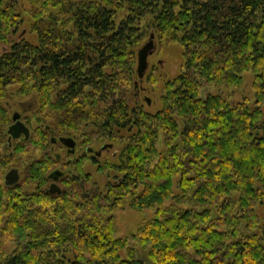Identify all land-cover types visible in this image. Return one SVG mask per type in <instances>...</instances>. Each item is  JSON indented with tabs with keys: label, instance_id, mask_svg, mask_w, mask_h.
<instances>
[{
	"label": "trees",
	"instance_id": "trees-1",
	"mask_svg": "<svg viewBox=\"0 0 264 264\" xmlns=\"http://www.w3.org/2000/svg\"><path fill=\"white\" fill-rule=\"evenodd\" d=\"M31 2L37 42L11 43L19 15L0 0V172L63 137L90 155L96 141L122 148L116 162L92 159L118 174L104 191L88 190L86 154L67 160L75 175L59 169L55 194L48 175L61 158L48 152L0 185V244L12 247L0 264H264V0ZM150 31L184 56L155 113L128 103ZM248 72L252 106L230 100ZM32 92L37 127L8 141L3 102ZM124 207L153 213L120 236L113 211Z\"/></svg>",
	"mask_w": 264,
	"mask_h": 264
},
{
	"label": "rangeland",
	"instance_id": "rangeland-1",
	"mask_svg": "<svg viewBox=\"0 0 264 264\" xmlns=\"http://www.w3.org/2000/svg\"><path fill=\"white\" fill-rule=\"evenodd\" d=\"M5 5L7 3H11L15 9V15H19L17 20V28L12 29L10 34L8 35L9 42H18V41H27L36 43L37 37L34 32L31 30V25L33 23L32 17V2L31 0H3ZM153 34V44L154 49L152 54L148 57V67L144 73L143 78L140 80L135 73L134 81L136 82V90L133 91L130 96L128 103L130 107H138L142 108L145 112L155 113L161 108L160 97L164 87V83L168 80L175 78L182 70L184 65V56L183 50L180 44L178 43H170L165 38H158L157 34L152 31L149 34H146V37L142 41V43L134 50L136 55L137 62V51L140 47H142L150 38V35ZM6 43L0 42L1 51L7 50L8 46ZM137 66V64H136ZM243 84L239 89H236L231 92L230 100L232 102H241L244 99L248 100V103L252 106L254 104L253 98V88H252V74L246 73L244 74ZM10 94L13 95L17 92V86H13L10 88ZM149 100V103H147ZM37 94L32 92V94L26 98L19 100H11L10 102H3V104L8 108V113L10 116V121L12 123L11 117L14 112H18L22 114L25 119V122L28 123L31 130L37 127L36 121L34 120V115L39 110V106L37 104ZM20 102L25 103V109L20 108ZM23 109V110H22ZM264 109V108H263ZM92 129V127H88V132ZM115 132L120 137L129 136L132 131L128 129L115 130ZM14 141H18V139H14ZM104 145H109L107 148L101 151L100 156L96 158L93 154H86L85 148L80 146L79 141L75 146V153L72 156L67 155V148L62 146L60 143H56L49 148V150L44 151L41 148L34 149L33 152L28 156L18 154L15 160L17 161L18 171H19V182L24 178V167L29 161L37 160L42 155H46V153H50L53 155H60V163L58 169L61 170H70L69 176H73L74 174V165H67V160L70 158L73 161H77L83 157L84 154L85 160L83 162V170L90 177V186L89 191L99 190L104 191L108 184H113L118 177V174L110 168L108 170H100L98 164L93 162V158L97 159L98 162L108 163V162H116L117 157L121 151L122 145H118L116 143H112L111 141L103 140L102 142L96 141L91 145L94 150H99L100 147ZM111 145V146H110ZM67 166H66V165ZM9 171V170H8ZM0 172V185L4 184L5 174L8 172ZM59 184V183H58ZM32 185H28L27 189H32ZM87 189H85L86 191ZM153 213L151 209L144 210H134L129 207H124L121 209H116L113 211L114 222L118 229L120 236H125L129 233L136 232V229L140 223L143 222L144 219L150 217ZM257 214L260 218L264 215V204L257 207ZM12 250L10 245H1L0 251L9 253Z\"/></svg>",
	"mask_w": 264,
	"mask_h": 264
},
{
	"label": "water",
	"instance_id": "water-1",
	"mask_svg": "<svg viewBox=\"0 0 264 264\" xmlns=\"http://www.w3.org/2000/svg\"><path fill=\"white\" fill-rule=\"evenodd\" d=\"M153 38L154 35L151 34L149 40L138 49L137 51V66H136V74L138 79H142L144 76V73L148 67V57L152 54L154 49L153 44ZM147 103H149V100H147ZM13 124L9 126L8 128V141L11 139H18L21 135H24L25 138H28L29 136V130L28 128L20 121V115L19 113H14L12 116ZM56 140L53 138L52 143H55ZM59 142L67 147L70 151H73L76 143L72 138L63 137L59 139ZM107 148V145H104L100 147L99 150L95 151L91 148H88L86 151L88 153L93 154L94 156H100L101 151ZM63 175V172L56 169L52 171L48 178L52 181L51 185L49 186L48 192L50 194H55L59 191V187L57 184L58 179ZM5 185L12 186L14 184H17L19 181V176L17 173V170L12 169L5 175Z\"/></svg>",
	"mask_w": 264,
	"mask_h": 264
},
{
	"label": "flooded vegetation",
	"instance_id": "flooded-vegetation-1",
	"mask_svg": "<svg viewBox=\"0 0 264 264\" xmlns=\"http://www.w3.org/2000/svg\"><path fill=\"white\" fill-rule=\"evenodd\" d=\"M24 106H25V103L20 102L19 107L25 109ZM23 109H22V110H23ZM14 113H18V112L16 111V112H14ZM14 113H13V114H14ZM19 115H20V121H21V122H22V123L28 128V130H29V134H30V129H29L28 125L25 123V119H24V117H23L22 114H20V113H19ZM12 116H13V115H12ZM11 120H12V117H11ZM12 124H13V121H12V123H11L10 125H12ZM8 128H9V127H8ZM7 131H8V129H7ZM7 133H8V132H7ZM8 137H9V135H8ZM24 139H26V138L24 137V135H21V136L18 138V140H20V141H21V140H24ZM11 140H12V139H11ZM51 141H52V140H51ZM66 148H67V147H66ZM67 151H68L71 155H73V154L75 153V148H74L73 151H70V150L67 148ZM12 169L17 170L18 176H20V175H19L18 168L14 167V168H11L10 170H12ZM10 170H9V171H10ZM58 170H59V169H58ZM9 171H8V172H9ZM60 171H61V170H60ZM8 172H7V173H8ZM7 173H6V174H7ZM6 174H5V175H6ZM58 180H59V179H58ZM18 182H19V181H18ZM51 183H52V181L50 180L49 185H48V187H47V190L49 189V186L51 185ZM57 184H58V181H57ZM4 185H5V178H4ZM7 186H8V185H7Z\"/></svg>",
	"mask_w": 264,
	"mask_h": 264
}]
</instances>
